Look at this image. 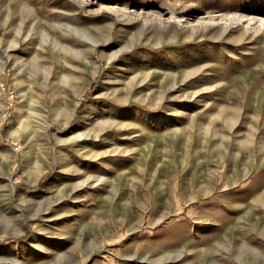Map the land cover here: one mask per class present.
Returning a JSON list of instances; mask_svg holds the SVG:
<instances>
[{
  "label": "rangeland",
  "instance_id": "1",
  "mask_svg": "<svg viewBox=\"0 0 264 264\" xmlns=\"http://www.w3.org/2000/svg\"><path fill=\"white\" fill-rule=\"evenodd\" d=\"M0 264H264V0H0Z\"/></svg>",
  "mask_w": 264,
  "mask_h": 264
},
{
  "label": "built area",
  "instance_id": "2",
  "mask_svg": "<svg viewBox=\"0 0 264 264\" xmlns=\"http://www.w3.org/2000/svg\"><path fill=\"white\" fill-rule=\"evenodd\" d=\"M8 100H9V105L12 107L13 101H14V94L13 93L9 94Z\"/></svg>",
  "mask_w": 264,
  "mask_h": 264
}]
</instances>
